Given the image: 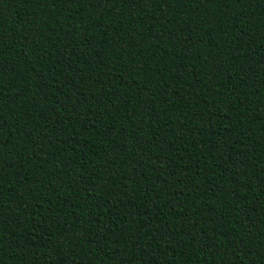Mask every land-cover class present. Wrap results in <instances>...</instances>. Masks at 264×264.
<instances>
[{
  "label": "trees",
  "instance_id": "1",
  "mask_svg": "<svg viewBox=\"0 0 264 264\" xmlns=\"http://www.w3.org/2000/svg\"><path fill=\"white\" fill-rule=\"evenodd\" d=\"M0 264H264V0H0Z\"/></svg>",
  "mask_w": 264,
  "mask_h": 264
}]
</instances>
